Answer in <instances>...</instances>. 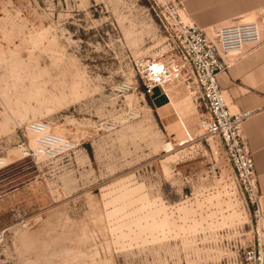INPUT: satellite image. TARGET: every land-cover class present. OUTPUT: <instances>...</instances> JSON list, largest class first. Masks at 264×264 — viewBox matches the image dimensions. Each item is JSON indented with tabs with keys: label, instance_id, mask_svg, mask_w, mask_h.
<instances>
[{
	"label": "rangeland",
	"instance_id": "rangeland-1",
	"mask_svg": "<svg viewBox=\"0 0 264 264\" xmlns=\"http://www.w3.org/2000/svg\"><path fill=\"white\" fill-rule=\"evenodd\" d=\"M162 0H0V256L9 264H235L251 214L203 108L171 79ZM77 142L23 157L26 124ZM26 137V136H25ZM215 166V167H214Z\"/></svg>",
	"mask_w": 264,
	"mask_h": 264
},
{
	"label": "built area",
	"instance_id": "built-area-1",
	"mask_svg": "<svg viewBox=\"0 0 264 264\" xmlns=\"http://www.w3.org/2000/svg\"><path fill=\"white\" fill-rule=\"evenodd\" d=\"M158 17L174 56L161 62L158 68L156 62L159 61L147 65L143 76L144 92L150 94L157 86L177 79L185 82L191 95L199 101L203 108L200 128L204 134L220 140L251 214L252 237L235 264H264V206L253 154L243 133L244 122L260 108L233 110L218 83V75L242 55L245 46L259 42V25L256 21H246L207 30L189 21L182 4L176 0H162ZM23 135L24 140L19 142L22 155L36 162L67 156L78 145L69 136L52 130L51 124L44 119L29 121ZM0 264L9 263L0 256Z\"/></svg>",
	"mask_w": 264,
	"mask_h": 264
},
{
	"label": "crops",
	"instance_id": "crops-1",
	"mask_svg": "<svg viewBox=\"0 0 264 264\" xmlns=\"http://www.w3.org/2000/svg\"><path fill=\"white\" fill-rule=\"evenodd\" d=\"M176 1L189 21L207 30L246 21L259 25V42L246 45L242 55L218 75V83L233 110L260 108L244 122L243 133L253 154L264 206V0Z\"/></svg>",
	"mask_w": 264,
	"mask_h": 264
},
{
	"label": "bare ground",
	"instance_id": "bare-ground-1",
	"mask_svg": "<svg viewBox=\"0 0 264 264\" xmlns=\"http://www.w3.org/2000/svg\"><path fill=\"white\" fill-rule=\"evenodd\" d=\"M161 62H156V67L158 68L160 66ZM164 86V84H163ZM203 132V130H201ZM0 164H5V160L3 158H0ZM2 166V165H1Z\"/></svg>",
	"mask_w": 264,
	"mask_h": 264
}]
</instances>
